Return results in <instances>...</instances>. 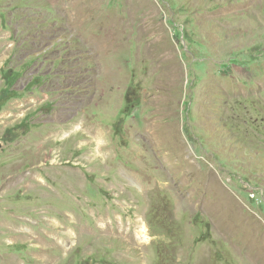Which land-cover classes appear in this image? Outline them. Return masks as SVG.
<instances>
[{"label":"rangeland","instance_id":"obj_1","mask_svg":"<svg viewBox=\"0 0 264 264\" xmlns=\"http://www.w3.org/2000/svg\"><path fill=\"white\" fill-rule=\"evenodd\" d=\"M76 2L0 0V264H256L264 0H145L111 76Z\"/></svg>","mask_w":264,"mask_h":264},{"label":"bare ground","instance_id":"obj_2","mask_svg":"<svg viewBox=\"0 0 264 264\" xmlns=\"http://www.w3.org/2000/svg\"><path fill=\"white\" fill-rule=\"evenodd\" d=\"M93 0H77V2L80 3V5L85 9V11H80L82 12V16L78 19V28L81 32H83L85 35H90V39L93 38V42L99 43L101 49H104L105 52L103 56L101 57V62L105 65L104 69V74L106 73L107 75H115L116 70L115 67L113 69L114 65V60L112 59L111 56H108L109 54H113L116 51H120L123 46L124 42V36L121 34V30L125 27H132L135 25V14L137 12L145 11V8L148 4H146L145 0H135L133 2H128L125 6V12L126 15H114L111 14L110 11L107 12V10H102V11H96L95 8L92 9L91 6ZM129 1V0H128ZM76 2V4H77ZM149 3V2H147ZM94 7V6H93ZM65 9V8H64ZM99 9V8H98ZM150 9V8H149ZM100 10V9H99ZM124 12V13H125ZM148 12V11H147ZM113 13V11H112ZM139 15V13H138ZM137 15V16H138ZM152 15V13L150 14ZM141 16V15H140ZM77 18V17H76ZM143 18V16H141ZM152 18V16H151ZM139 19V18H138ZM142 21V20H141ZM153 21V20H152ZM150 22V20H149ZM141 23V22H139ZM150 24V23H149ZM153 24V22H152ZM155 24V22H154ZM161 24V23H160ZM159 24V25H160ZM144 25V24H143ZM148 25V23H147ZM140 26V25H139ZM162 26V25H161ZM156 27V26H155ZM160 27V26H159ZM141 28V27H140ZM143 28V26H142ZM141 28V29H142ZM242 28V27H241ZM143 30V29H142ZM150 30V29H149ZM156 30V29H155ZM239 30V29H238ZM161 31V30H160ZM139 32V31H138ZM151 35V34H150ZM86 39V38H84ZM145 40V39H144ZM89 44V43H88ZM96 44V43H95ZM164 46V45H162ZM166 47V45H165ZM164 48V47H163ZM125 50V49H124ZM174 54V53H173ZM94 55L97 56L96 52H94ZM163 55V54H162ZM93 58V57H92ZM84 59V58H83ZM173 59V58H172ZM98 60V58H97ZM93 61V59H92ZM91 61V62H92ZM95 63V62H94ZM100 65V63H99ZM100 67V66H99ZM102 68V67H101ZM103 69V68H102ZM173 69V68H172ZM100 71V70H98ZM121 72V71H120ZM214 72V71H213ZM99 73V72H98ZM102 73V70H101ZM166 73V71H165ZM106 76V75H105ZM115 77V76H114ZM120 77V76H119ZM213 78V77H212ZM109 79V78H108ZM112 79V78H110ZM214 79V78H213ZM217 82V81H216ZM212 84V83H211ZM215 85V84H214ZM219 86V85H218ZM233 86V85H232ZM218 89V88H217ZM31 142V141H30ZM45 142V141H44ZM43 142V143H44ZM48 142V141H47ZM46 142V143H47ZM28 144V143H27ZM31 145V144H30ZM33 145V144H32ZM36 145V144H35ZM41 145V144H40ZM39 147V145H37ZM36 146V147H37ZM46 147V145H45ZM30 148V146H29ZM36 149V148H35ZM34 149V150H35ZM42 149V148H41ZM29 149H27L28 151ZM31 150V149H30ZM32 152V151H31ZM38 154V153H37ZM8 170V169H7ZM8 172V171H7ZM5 175V174H4ZM28 177V175H27ZM31 181L33 177L29 175L28 177ZM26 180V178H25ZM22 180L21 177L14 176L9 178L5 183L2 185L1 191L4 192L8 188H10L12 185L20 183ZM30 181V182H31ZM24 183V182H23ZM30 185V184H29ZM31 187V186H30ZM1 192V193H2ZM49 236V235H48ZM243 243L246 245L248 248V255H249V261L252 263L258 264L259 261L256 259L254 256H257L259 258L260 253L264 251V238L261 237V234H257L254 236L253 234L251 236H246L243 240ZM60 245V244H59ZM60 247V246H58ZM57 248V247H56ZM62 248V246H61ZM46 249V248H44ZM43 249V250H44ZM47 250V249H46ZM56 250V249H55ZM66 259V257H65ZM39 260V259H38ZM13 261V260H12ZM14 262V261H13ZM6 263V262H5ZM19 263V262H18ZM40 263V262H39ZM46 264V263H45Z\"/></svg>","mask_w":264,"mask_h":264}]
</instances>
